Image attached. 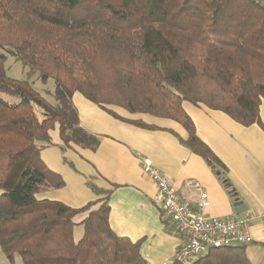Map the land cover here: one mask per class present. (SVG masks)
Segmentation results:
<instances>
[{"label":"trees","instance_id":"obj_1","mask_svg":"<svg viewBox=\"0 0 264 264\" xmlns=\"http://www.w3.org/2000/svg\"><path fill=\"white\" fill-rule=\"evenodd\" d=\"M11 55L29 68L25 78L6 73ZM52 79L44 94L31 78ZM78 92L107 105L181 123L184 144L229 187L226 166L197 135L183 102L220 110L244 125L260 121L264 100V0H0V249L23 264H148L140 244L118 236L109 222V191L88 185L96 202L75 208L38 199L63 187L41 151L96 149L101 136L80 124L72 101ZM64 160L65 157H64ZM84 233L74 239V217ZM173 264H181L175 262ZM191 264H252L240 245L214 248Z\"/></svg>","mask_w":264,"mask_h":264},{"label":"crops","instance_id":"obj_2","mask_svg":"<svg viewBox=\"0 0 264 264\" xmlns=\"http://www.w3.org/2000/svg\"><path fill=\"white\" fill-rule=\"evenodd\" d=\"M72 101L81 126L101 136L100 143L94 150L76 145L62 150L56 127L51 133L54 145L44 148L41 157L50 169L62 175L65 184L40 190L36 194L38 199L58 200L75 208L94 202V209L99 206L96 201L105 194L96 193L88 185L91 182L99 190L110 192L112 230L120 237L138 242L148 264H173L183 238L156 204L157 186L143 170L144 161L149 159L188 203L194 201L195 193L186 183L195 180L202 184L210 198V205L204 210L206 217L232 215L244 220L250 239L246 244L236 245L242 246L252 264H264V100L260 104V121L251 125L239 123L203 104L183 102L197 135L226 166L228 183L244 204L239 214L235 212L227 184L180 140L188 137L181 123L106 106L120 117L154 126L143 128L112 116L78 92ZM87 215L88 212H82L74 217V235L77 228H80L78 235H83L82 221Z\"/></svg>","mask_w":264,"mask_h":264},{"label":"built area","instance_id":"obj_3","mask_svg":"<svg viewBox=\"0 0 264 264\" xmlns=\"http://www.w3.org/2000/svg\"><path fill=\"white\" fill-rule=\"evenodd\" d=\"M143 170L157 186L158 208L183 238L172 263L191 264L214 248L242 245L250 239L244 220L232 215L210 218L204 215L210 198L200 182L191 180L186 183V187L195 193L194 201L188 203L149 159L144 161Z\"/></svg>","mask_w":264,"mask_h":264},{"label":"rangeland","instance_id":"obj_4","mask_svg":"<svg viewBox=\"0 0 264 264\" xmlns=\"http://www.w3.org/2000/svg\"><path fill=\"white\" fill-rule=\"evenodd\" d=\"M5 69H6V73L9 76L14 77V78H25L29 71V68L23 66V64L20 61L16 60L15 57L11 55H8L6 59ZM31 81H32L34 88L40 91L42 94H44V92L49 89L53 91L55 87V83L52 79H49L46 82H43L37 76H33L31 78ZM107 106L108 107H120V106H115V105H107ZM102 190L105 191L104 189ZM1 193H2V189H0V194ZM79 230L78 228L76 229V233L74 235L75 238H79L80 236H82V235H78ZM0 264H23V262L21 261V258L19 255L15 256L13 263L10 262V260L0 250Z\"/></svg>","mask_w":264,"mask_h":264},{"label":"water","instance_id":"obj_5","mask_svg":"<svg viewBox=\"0 0 264 264\" xmlns=\"http://www.w3.org/2000/svg\"><path fill=\"white\" fill-rule=\"evenodd\" d=\"M235 212L236 214L240 213V210L244 208V204L240 199L235 200L234 202Z\"/></svg>","mask_w":264,"mask_h":264}]
</instances>
